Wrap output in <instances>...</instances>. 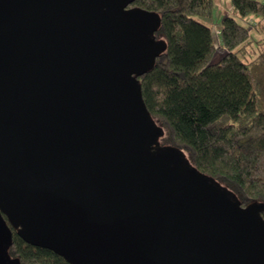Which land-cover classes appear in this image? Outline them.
Instances as JSON below:
<instances>
[{"label":"water","instance_id":"obj_1","mask_svg":"<svg viewBox=\"0 0 264 264\" xmlns=\"http://www.w3.org/2000/svg\"><path fill=\"white\" fill-rule=\"evenodd\" d=\"M135 1L0 0V264L14 230L70 264H264V204L162 145Z\"/></svg>","mask_w":264,"mask_h":264},{"label":"trees","instance_id":"obj_2","mask_svg":"<svg viewBox=\"0 0 264 264\" xmlns=\"http://www.w3.org/2000/svg\"><path fill=\"white\" fill-rule=\"evenodd\" d=\"M232 5L235 15L219 23L220 44L204 19L213 17L215 0H136L129 7L160 14L155 35L168 44L138 77L150 115L166 131L162 145L188 152L200 172L248 207L264 204V1ZM217 50L225 55L213 63ZM13 235L9 255L22 264H70Z\"/></svg>","mask_w":264,"mask_h":264},{"label":"rangeland","instance_id":"obj_3","mask_svg":"<svg viewBox=\"0 0 264 264\" xmlns=\"http://www.w3.org/2000/svg\"><path fill=\"white\" fill-rule=\"evenodd\" d=\"M225 12L227 14L235 15L234 6L232 5V0H215V11L212 18H204L205 21L210 24L214 29V38L217 44L222 42L221 40V29L220 22L225 17ZM255 19V18H254ZM225 55V52L217 50L215 53L212 62L216 63L219 59H221ZM167 142V141H166Z\"/></svg>","mask_w":264,"mask_h":264},{"label":"crops","instance_id":"obj_4","mask_svg":"<svg viewBox=\"0 0 264 264\" xmlns=\"http://www.w3.org/2000/svg\"><path fill=\"white\" fill-rule=\"evenodd\" d=\"M264 1V0H262ZM235 10V9H234ZM225 15H228L226 12H225ZM255 18V19H254ZM261 17L260 16H252L251 17V20L255 21V22H258V20L260 19Z\"/></svg>","mask_w":264,"mask_h":264}]
</instances>
